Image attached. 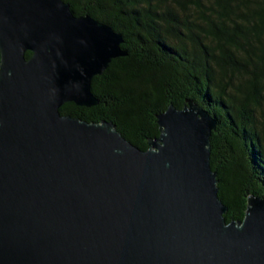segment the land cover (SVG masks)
Masks as SVG:
<instances>
[{
  "label": "water",
  "instance_id": "95a60500",
  "mask_svg": "<svg viewBox=\"0 0 264 264\" xmlns=\"http://www.w3.org/2000/svg\"><path fill=\"white\" fill-rule=\"evenodd\" d=\"M124 42L64 0H0V264H264V199L227 223L207 110L170 105L146 151L61 114L100 104Z\"/></svg>",
  "mask_w": 264,
  "mask_h": 264
},
{
  "label": "trees",
  "instance_id": "16d2710c",
  "mask_svg": "<svg viewBox=\"0 0 264 264\" xmlns=\"http://www.w3.org/2000/svg\"><path fill=\"white\" fill-rule=\"evenodd\" d=\"M64 1L121 34L128 56L94 79L98 106L61 114L111 122L146 151L157 115L194 101L219 123L211 165L227 223L243 221L248 198L264 199V0Z\"/></svg>",
  "mask_w": 264,
  "mask_h": 264
}]
</instances>
